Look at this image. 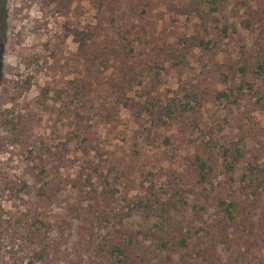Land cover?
Here are the masks:
<instances>
[{
    "label": "rangeland",
    "instance_id": "obj_1",
    "mask_svg": "<svg viewBox=\"0 0 264 264\" xmlns=\"http://www.w3.org/2000/svg\"><path fill=\"white\" fill-rule=\"evenodd\" d=\"M221 1V12L208 22L187 12L188 0L155 1L146 32L158 46L186 47L187 55L180 66L164 63L157 86L153 74L136 81L114 108L120 109L117 118L104 119L101 109L95 110L100 145L87 153L74 139L67 107L81 99L68 92V82L90 80L78 48L96 22L94 0H0V264H89L100 243L116 242L147 249L150 264L157 254L165 264H193L189 252L184 253L187 261L178 252H154L148 228L156 225L157 211L150 207H158L177 182L186 200L184 224L199 231L215 219L216 192L229 183L248 186L250 163L264 170V0ZM120 18L115 20L138 26ZM149 42L137 41L141 46ZM111 73L112 68L93 86L100 92L94 99L98 107L112 103L106 92ZM180 98L188 110L178 111L172 121L160 118L166 103L177 106ZM145 110L157 119L141 118ZM49 150H59L65 160H54L44 170L61 165L71 181L56 190L47 216L54 219L75 205L61 230L47 231L45 240H57L58 249L41 261L39 238L31 235L37 232L38 189L44 181L40 158ZM236 150L242 157L233 162L235 170L229 169L222 156L232 162ZM208 155L213 185L199 176V157ZM202 192L209 196L202 199ZM136 198H143L145 206L136 207ZM244 200L249 213L232 224L227 243L215 255L219 264H264V195ZM90 205L95 206L91 211ZM103 253L104 263L119 264L114 254Z\"/></svg>",
    "mask_w": 264,
    "mask_h": 264
},
{
    "label": "trees",
    "instance_id": "obj_2",
    "mask_svg": "<svg viewBox=\"0 0 264 264\" xmlns=\"http://www.w3.org/2000/svg\"><path fill=\"white\" fill-rule=\"evenodd\" d=\"M155 1L156 0H94V4L98 10L95 16L96 22L90 24L89 33L83 36L82 42L78 48L79 54L87 62L86 69L90 80L85 81L74 78L68 82V92L71 91L72 97L81 99L79 103L75 104L73 107H67L70 110L72 122L74 124V139L76 142L79 141V145L82 147L83 151L87 153H89L92 148H96L100 145V138L95 126V110L98 108L101 109L99 115L104 119L117 118L120 109L114 110V108L120 106L124 97L127 96V92L132 91V86L136 81L142 83L141 79L148 77L147 74H153V78L150 77L153 81V86H157L158 83L156 80L161 75L160 68L164 67V63L166 61H172V65L175 67L180 66L181 57L187 55L186 47L176 50L172 45L166 44L165 42L162 46H158L157 39L154 38L153 35H149V31L146 32L145 19H148L149 13L154 8ZM221 2V0H188L186 6L188 9H186L189 14L195 12L196 15L201 16L203 21L208 22L210 17L218 16L221 12ZM109 15H112L111 19L108 18ZM115 15V19L118 20L121 19L120 17L124 19L127 18L128 20L133 19L138 22V26L133 23H119L113 18ZM133 27H135V29ZM227 31L228 27L225 26L223 29L225 35ZM142 40H150V44L148 46L147 44L141 46L137 43V41L141 42ZM201 42H203V40H201ZM244 54L245 52L242 53L241 58ZM135 58L141 59L143 64L137 65L135 63ZM247 62L248 60L239 68L242 72L247 71ZM138 66L142 67L141 71ZM111 68L112 73L108 85L106 86V92L109 93L112 103L110 102V106L104 103V105L101 104L98 107L97 101L94 99L95 94L97 95L100 92L98 89L93 88V86L97 85L98 82H102V80L100 81V79L104 80L102 75L111 70ZM261 68L263 67L261 66ZM220 96L228 97V93L221 92ZM82 100L85 104H83ZM181 100L180 98L177 101V106L167 102L165 108H162L164 114L159 115L160 118L163 116L172 121L178 111L181 110L180 112L184 114L190 106H188V102H183ZM87 103L89 104L87 105ZM147 116L157 119L154 112H148V110L142 112L141 118ZM235 153V156L234 154H230L234 157L232 162L229 160V157L222 156L229 169L235 170L233 162L242 157V154L237 150ZM51 158H53V160ZM199 159V173L201 172L199 176L201 180L204 183L209 182V184L211 183L213 185L214 180L212 175L214 167L211 165L213 164V159L210 158V155L206 157L200 156ZM54 160L58 161L60 164L64 162L65 156L60 153L59 150H49L48 153L45 151L40 158V163L42 167H44L42 170L43 174H41L44 181L38 189L40 192V208L35 214L36 222H38L39 225L35 222L34 227L37 229V232L31 236L39 238L41 248L36 251V254L38 253L37 259L41 261H49V255L51 254V252H49L50 249H58V241L55 239L46 241V234L51 229L57 231L61 230L65 221L68 219L66 217L68 216L67 214L71 211L73 205H75H68L69 208H67L64 213L58 212L56 214L58 217L55 216L56 218L54 219L47 216L48 205L52 203L51 200L55 196L56 190L62 187L66 181H71L70 174L64 176V173L61 172V165L57 167V171L44 170L47 169L49 163H52ZM258 168L259 166L256 164L250 163L249 172L246 173V176L249 177L248 186H240V189H238L234 188L233 184L229 183L223 192L218 191L215 193V219L211 218L205 224L202 223V228L199 231H194L189 224L185 226L183 208L185 207L186 200H184L180 185L174 182V189L170 190L168 197L165 198L158 207H150V209H156L154 213L157 211L156 225L154 228H152V226L148 228L152 233V238L155 240L154 252L159 251L160 254L165 251H172L173 253L178 252V254H180V259L183 261L186 260L184 253L189 252V256L191 257L189 262H193V264H219L215 255L221 253L219 248L221 243L223 241L227 243L229 236L228 232L232 228V224L240 220L241 216H245L249 213L244 198L253 199L256 197V200H259V196L261 197L264 195V170H259ZM257 188H261L262 191L257 193ZM202 195L201 198L204 199L209 196V192L207 194L202 192ZM144 202L145 200L143 198H136L134 203L137 204L136 207L141 208L145 206ZM93 207L95 206L92 205L90 207V211ZM84 210L85 208H83V211ZM83 218L87 220L86 216ZM96 219L99 220V217ZM261 219H263L264 222V211H262ZM25 225L29 229L33 227L29 223ZM21 228L23 227L21 226ZM262 229L264 233V224H262ZM27 235L28 234H26V236ZM129 245L131 244L127 245L117 242L113 244L100 243L95 250L96 252H94L95 254L93 256L91 254L88 256V263L107 264L104 263L105 258L102 259L101 256H103V252L109 251L110 254H114L115 257L119 258V264H147V262L150 264L149 260L145 259V256L149 259L147 249L141 246L139 251H136L135 248H131ZM107 246H109V248L106 249ZM135 247H138V244ZM109 259H112V257ZM153 261L154 263L152 264H165L166 262L159 254H157L156 257L153 256ZM243 263L244 261H240V264Z\"/></svg>",
    "mask_w": 264,
    "mask_h": 264
}]
</instances>
